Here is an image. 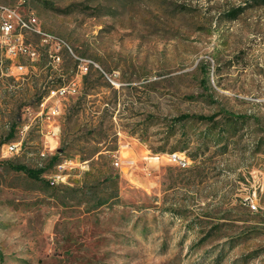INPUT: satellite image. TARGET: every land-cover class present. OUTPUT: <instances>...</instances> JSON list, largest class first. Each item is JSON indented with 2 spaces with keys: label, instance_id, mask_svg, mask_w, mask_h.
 Here are the masks:
<instances>
[{
  "label": "rangeland",
  "instance_id": "374dc122",
  "mask_svg": "<svg viewBox=\"0 0 264 264\" xmlns=\"http://www.w3.org/2000/svg\"><path fill=\"white\" fill-rule=\"evenodd\" d=\"M0 3L96 63L0 47V264H264V0Z\"/></svg>",
  "mask_w": 264,
  "mask_h": 264
},
{
  "label": "built area",
  "instance_id": "2783aa9c",
  "mask_svg": "<svg viewBox=\"0 0 264 264\" xmlns=\"http://www.w3.org/2000/svg\"><path fill=\"white\" fill-rule=\"evenodd\" d=\"M35 34L40 37L42 45L49 48L51 52V57L54 61H60L61 57L57 53L59 48H68L72 52L73 56L77 60L78 69L81 75L87 74L93 65L96 63L85 57H80L74 54L72 48L67 45V43L53 35L52 33H47L40 29V26L37 25L34 12H29L24 14L20 11L18 5H7L0 3V47L3 49L6 48V55L9 60L13 61L18 58L19 55H27L31 58V53L37 52V50L32 46L31 43L27 42V35ZM52 52H56L53 54ZM34 61V60H33ZM17 73L12 72L14 76H21L27 73L28 66L24 64H15ZM79 86L77 82H71L70 84L63 85L59 88L52 89L48 95V99L52 98H64L69 95L75 94L78 92ZM45 104V103H44ZM59 107L52 108V114L56 115L59 113ZM57 127V126H56ZM55 127V128H56ZM59 128V127H57ZM18 149V142L9 143L7 145L8 152H15ZM173 157L179 160V163L182 166L188 164V160L181 158L177 153L172 154ZM154 159H160L161 155H156ZM119 165V162H117ZM59 167H64V164L59 165ZM52 183H64L65 176L61 174H56L51 177ZM253 207H256L253 205Z\"/></svg>",
  "mask_w": 264,
  "mask_h": 264
},
{
  "label": "trees",
  "instance_id": "16d2710c",
  "mask_svg": "<svg viewBox=\"0 0 264 264\" xmlns=\"http://www.w3.org/2000/svg\"><path fill=\"white\" fill-rule=\"evenodd\" d=\"M91 88H93V87H92V85L89 84V80H87V78H86V80H85V94H86V95H89V90H90ZM79 104H81V103H79ZM75 112H76V111L74 110V114H72V115L70 116L69 119H72L73 116L76 115ZM192 119L207 120V121L214 120L213 117H208V116H204V115H195V114H189V113H185V114H182V115L176 117V121H177V122H180V121H185V122H187V121L192 120ZM223 138H224L223 136H220L219 138H217V139L215 140V142H216L217 144H219V143L223 140ZM226 139H228V138L226 137ZM188 148H189V147H188V144H185V145H184L183 147H181V148H174L173 151L170 152V153L173 154V153H176V152H184V151H185L186 149H188ZM206 148L209 149V145H207ZM59 154H60V153H58V154H56V155H54V156L52 157V159H51V160H52V163H56V162L60 161V160H59V159H60V158H59ZM95 155H96V153L92 154V155L89 157V159L95 157ZM190 156H191V155H190ZM195 156H197V154H196V155H192L191 157L195 158ZM101 158H102V157H101ZM84 160H85V159H84ZM13 167H14L16 170H18V171H23V172H25L29 177H31L32 179H35V180H40V179H42V178H43V174H44V172H45V169H44V168L35 169V168H31V167H29V166H27V165H25V164H17V165H13Z\"/></svg>",
  "mask_w": 264,
  "mask_h": 264
},
{
  "label": "crops",
  "instance_id": "0c3cea01",
  "mask_svg": "<svg viewBox=\"0 0 264 264\" xmlns=\"http://www.w3.org/2000/svg\"><path fill=\"white\" fill-rule=\"evenodd\" d=\"M54 139H55V138H54ZM52 144H53L52 141H51L50 139H48V140H47V148H49L48 150H49L50 152H51L52 150H54L53 147H52ZM126 146H128V147L131 148V143L128 142Z\"/></svg>",
  "mask_w": 264,
  "mask_h": 264
},
{
  "label": "bare ground",
  "instance_id": "6f19581e",
  "mask_svg": "<svg viewBox=\"0 0 264 264\" xmlns=\"http://www.w3.org/2000/svg\"><path fill=\"white\" fill-rule=\"evenodd\" d=\"M34 16H35V18H36L37 25H38V26H40V23H39L38 16H37V15H35V14H34ZM40 29H41V26H40ZM41 30H42V29H41ZM36 55H37V52L31 53V56H32V57H33V56H36Z\"/></svg>",
  "mask_w": 264,
  "mask_h": 264
}]
</instances>
